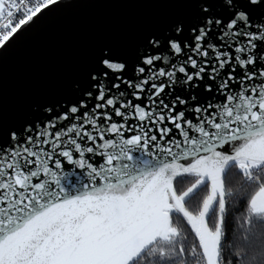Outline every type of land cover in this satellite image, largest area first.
Masks as SVG:
<instances>
[{
  "label": "snow or ice",
  "instance_id": "snow-or-ice-1",
  "mask_svg": "<svg viewBox=\"0 0 264 264\" xmlns=\"http://www.w3.org/2000/svg\"><path fill=\"white\" fill-rule=\"evenodd\" d=\"M180 2L193 22L145 36L130 74L101 48L71 101L0 120V264H264V0ZM59 3L0 0V50ZM232 169L254 189L239 247Z\"/></svg>",
  "mask_w": 264,
  "mask_h": 264
},
{
  "label": "water",
  "instance_id": "water-1",
  "mask_svg": "<svg viewBox=\"0 0 264 264\" xmlns=\"http://www.w3.org/2000/svg\"><path fill=\"white\" fill-rule=\"evenodd\" d=\"M195 7L180 0L60 1L26 26L11 47L0 50L5 129L31 119L34 105L71 101L73 86L86 82L101 48L113 49V62L127 61L130 74L144 37L178 19L193 22Z\"/></svg>",
  "mask_w": 264,
  "mask_h": 264
},
{
  "label": "trees",
  "instance_id": "trees-1",
  "mask_svg": "<svg viewBox=\"0 0 264 264\" xmlns=\"http://www.w3.org/2000/svg\"><path fill=\"white\" fill-rule=\"evenodd\" d=\"M191 179V177L186 178L185 183L176 185L178 191L186 190L187 187L190 186L189 181H191ZM229 184L230 190L232 191L233 195L227 197L228 214L226 217V226L228 230V241L229 244L239 247L241 244L244 243L242 235L244 229L241 227V225L243 224L245 215L246 196L248 193L254 191V189L245 185L244 178L239 175L238 169L231 170ZM202 196L203 193H201L200 196L196 197L192 201V203L188 205L190 211L194 213L198 212L199 209L198 207H196V205L199 203L200 198ZM176 215L179 217V219L174 218V223H176L177 226L183 228L190 235L194 236L193 233H191V229L187 224V221L183 218V216L181 214ZM210 226L212 225L210 224Z\"/></svg>",
  "mask_w": 264,
  "mask_h": 264
},
{
  "label": "bare ground",
  "instance_id": "bare-ground-1",
  "mask_svg": "<svg viewBox=\"0 0 264 264\" xmlns=\"http://www.w3.org/2000/svg\"><path fill=\"white\" fill-rule=\"evenodd\" d=\"M62 1V0H61Z\"/></svg>",
  "mask_w": 264,
  "mask_h": 264
},
{
  "label": "built area",
  "instance_id": "built-area-1",
  "mask_svg": "<svg viewBox=\"0 0 264 264\" xmlns=\"http://www.w3.org/2000/svg\"><path fill=\"white\" fill-rule=\"evenodd\" d=\"M61 1V0H60Z\"/></svg>",
  "mask_w": 264,
  "mask_h": 264
}]
</instances>
